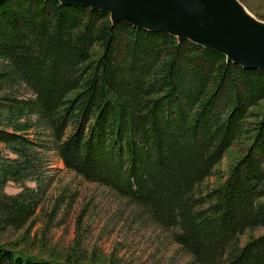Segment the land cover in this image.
I'll use <instances>...</instances> for the list:
<instances>
[{
  "label": "trees",
  "instance_id": "trees-1",
  "mask_svg": "<svg viewBox=\"0 0 264 264\" xmlns=\"http://www.w3.org/2000/svg\"><path fill=\"white\" fill-rule=\"evenodd\" d=\"M263 101L264 71L189 40L56 0L0 1V264H60L2 242L41 205L43 148L174 230L194 264H264V233L240 242L264 228Z\"/></svg>",
  "mask_w": 264,
  "mask_h": 264
},
{
  "label": "rangeland",
  "instance_id": "rangeland-1",
  "mask_svg": "<svg viewBox=\"0 0 264 264\" xmlns=\"http://www.w3.org/2000/svg\"><path fill=\"white\" fill-rule=\"evenodd\" d=\"M239 1L264 21V0ZM17 90L22 96H33L25 85ZM262 108L264 101L258 107ZM40 152L46 193L29 225L8 231L2 239L4 244L60 264H194L193 257L175 241L174 230L147 221L137 205L111 188L68 170L56 151L43 148ZM242 152L240 144L234 145L218 166V172L226 175ZM5 154L14 157L9 151ZM206 182L215 186L216 176ZM25 184L37 186L32 181ZM22 189L23 184L14 181L5 187L9 194ZM262 233L264 228L244 233L241 245L251 235Z\"/></svg>",
  "mask_w": 264,
  "mask_h": 264
},
{
  "label": "water",
  "instance_id": "water-1",
  "mask_svg": "<svg viewBox=\"0 0 264 264\" xmlns=\"http://www.w3.org/2000/svg\"><path fill=\"white\" fill-rule=\"evenodd\" d=\"M56 1L108 12L113 23L167 33L219 52L235 65L264 71V21L239 0Z\"/></svg>",
  "mask_w": 264,
  "mask_h": 264
},
{
  "label": "clouds",
  "instance_id": "clouds-1",
  "mask_svg": "<svg viewBox=\"0 0 264 264\" xmlns=\"http://www.w3.org/2000/svg\"><path fill=\"white\" fill-rule=\"evenodd\" d=\"M10 195H12V194L10 193Z\"/></svg>",
  "mask_w": 264,
  "mask_h": 264
}]
</instances>
